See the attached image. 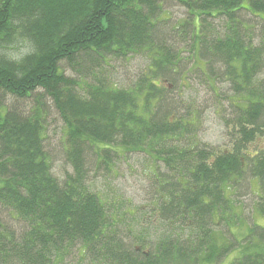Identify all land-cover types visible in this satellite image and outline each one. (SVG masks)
<instances>
[{
	"label": "trees",
	"instance_id": "obj_1",
	"mask_svg": "<svg viewBox=\"0 0 264 264\" xmlns=\"http://www.w3.org/2000/svg\"><path fill=\"white\" fill-rule=\"evenodd\" d=\"M163 1L0 0V96L32 99L25 113L0 102V203L26 224L17 242L0 234L4 259L60 264L76 253L80 264H217L237 249L230 264H264V226L252 222L240 240L230 231L242 222L245 169L264 181V147L247 153L264 135V0H174L189 16L173 24ZM18 42L31 48L7 58L1 49ZM138 52L147 64L127 85L107 76L115 60ZM191 66L199 79L226 84L218 95L231 111L225 151L193 140L192 103L169 117L174 81ZM46 99L63 126L71 171L62 180L44 148ZM120 149L153 165L151 209H137L136 225L90 189L87 155L107 167ZM256 207L264 214V198Z\"/></svg>",
	"mask_w": 264,
	"mask_h": 264
},
{
	"label": "rangeland",
	"instance_id": "obj_2",
	"mask_svg": "<svg viewBox=\"0 0 264 264\" xmlns=\"http://www.w3.org/2000/svg\"><path fill=\"white\" fill-rule=\"evenodd\" d=\"M164 15L169 17L168 24H173L178 21L186 20L189 16L186 14L184 7L174 0L163 1ZM244 18L250 17V14H243ZM264 18V13L259 15ZM214 23H217L215 20ZM256 25H259L255 21ZM172 36V35H171ZM170 39V38H169ZM173 43L178 42L177 38L170 39ZM31 48L29 43L18 42L15 46L7 49H1L6 54L7 58L18 59L21 55H24ZM187 57L188 53H182L181 57ZM183 60V59H182ZM113 63L114 68H108L105 70L107 76L113 81H117L118 85L125 86L137 75L139 71L147 64V57L141 53L132 54L125 60H115ZM199 65V64H198ZM200 66V65H199ZM189 62L187 59L179 62L178 70L184 72L189 68ZM194 66H191L187 74L181 75L180 79H183L184 86H180L179 81H174L172 87L174 91L170 93L171 97V108L175 114H170L169 117L173 120L174 118L180 117L185 112L184 108L188 102L192 103L198 118L195 120L194 131L195 136L193 140L201 142L203 145L210 146L213 151H225L231 146V137L233 131L230 125L225 123V118L231 116V111L228 106L229 101L225 99H219V88L220 91L226 89L225 83H216L212 85V82L203 81L196 77V71L193 70ZM65 73L70 78L75 77L78 79L79 72H74L70 68H66ZM113 73V74H112ZM186 73V72H185ZM187 77L188 80L183 77ZM119 80V81H118ZM165 81L163 84H167ZM212 85V88L210 87ZM171 87V85H170ZM0 102L5 110L6 107H18L22 112L25 113L28 107L32 106V99L18 100L16 97L3 94L0 96ZM47 108L43 112L45 116V127L46 134L44 135V148L51 161V169L53 174L58 179L62 180V176L65 172L71 171L70 165L64 158L65 143L62 137V122L55 107L51 104L49 99H46ZM188 101V102H187ZM240 103V102H239ZM257 141L249 145L247 153L254 155L259 148L264 147V135H258ZM121 156L114 158L109 163V166H99L98 168L92 166L90 163L91 157L87 155V166L90 167L89 178H90V189H92L101 199L106 201L108 204L118 211H123L127 215V222L135 224L137 219V209L143 207H150L148 203L149 192L148 184L150 182L149 175H145L149 170L152 169L153 165L149 164L144 154L134 152H122L119 150ZM244 184L242 185L240 192L241 195L237 197V203L240 204L238 208L240 219L242 222L239 226L230 227L232 234L236 236L237 240L244 238L248 234V227L255 222L259 227L264 226V214L256 211L257 203L264 198V181H258L257 179L250 178V173L245 169ZM0 179V186H2ZM261 194V196H260ZM261 197V198H260ZM256 208V209H255ZM237 222V221H236ZM138 230H141L143 225L138 224ZM26 228V224L22 221L17 213L9 207L3 206L0 203V234L4 237V241H10L14 239L15 242L23 235V230ZM226 236L231 240L229 229L225 225L221 224V227ZM20 240V239H19ZM18 240V241H19ZM5 243L4 250L6 251L9 246ZM146 249V248H145ZM144 249V250H145ZM4 251H0V264H22L17 259L9 260L4 259ZM237 249L231 250V252L225 256L217 264H230L233 258L240 257ZM81 260L78 258L76 253L70 255L60 264H80ZM216 264V263H209Z\"/></svg>",
	"mask_w": 264,
	"mask_h": 264
},
{
	"label": "bare ground",
	"instance_id": "obj_3",
	"mask_svg": "<svg viewBox=\"0 0 264 264\" xmlns=\"http://www.w3.org/2000/svg\"><path fill=\"white\" fill-rule=\"evenodd\" d=\"M119 81V80H118Z\"/></svg>",
	"mask_w": 264,
	"mask_h": 264
}]
</instances>
